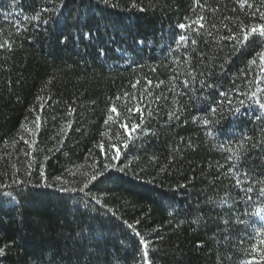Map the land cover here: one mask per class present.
I'll return each mask as SVG.
<instances>
[{
    "label": "trees",
    "instance_id": "obj_1",
    "mask_svg": "<svg viewBox=\"0 0 264 264\" xmlns=\"http://www.w3.org/2000/svg\"><path fill=\"white\" fill-rule=\"evenodd\" d=\"M262 13L0 0V264H142L141 241L155 264H264V109L249 99L264 100V37L227 38Z\"/></svg>",
    "mask_w": 264,
    "mask_h": 264
},
{
    "label": "snow or ice",
    "instance_id": "obj_2",
    "mask_svg": "<svg viewBox=\"0 0 264 264\" xmlns=\"http://www.w3.org/2000/svg\"><path fill=\"white\" fill-rule=\"evenodd\" d=\"M82 4H83V0H81ZM104 3H107V0H104ZM91 4V0H89V6ZM135 6V5H133ZM251 6V5H250ZM48 9L47 8H42L40 9L39 12H36L34 14V19H36L38 21V23H44V24H47L48 23V20L44 19L42 20L41 17H40V13L41 12H44V11H47ZM141 11H143V9H141ZM61 15H62V12H61ZM262 18H264V13H262ZM203 20V17H200L198 21H196L195 23L199 24L200 27H203V24L200 23V21ZM178 27L183 31L185 30L186 28H188L189 26L188 25H185V24H180L178 25ZM242 32V36H236V35H233V36H229L227 37L228 39H231V40H235L237 41L238 43H247L250 39V36L252 35H256L258 34L259 36L261 37H264V25H261L259 27H251L249 30L247 31H244L243 29L241 30ZM81 37L83 39H93V32H92V29H88V31L86 32H80L77 36L73 37V41H79L81 39ZM56 42L59 44V45H62V46H67L68 43H69V39L70 37L65 35V36H62V37H56ZM187 40V37L184 36V35H180L178 38H177V43L179 42H186ZM140 43L142 44L143 41H140ZM195 40H193V44H195ZM98 52H99V55L100 56H106L107 53H106V50L101 47L98 49ZM259 56H260V59L262 61H264V52H261L259 53ZM253 63H255V61H253ZM184 86L185 88H187L189 86V82L188 81H185L184 82ZM208 87H211V85H206ZM221 96H223L225 99H227V93H220ZM249 99H252L255 101V103L261 108V109H264V100H261L259 98L256 97V94L253 93L252 96L249 97ZM217 107H210L208 109V111L211 113L212 116H216L220 111H221V108L223 106L222 104V101H217ZM241 103H243V101H241ZM111 111L113 113H117V109L115 107H113L111 109ZM129 111H133L132 109H130ZM135 112L137 113H142L143 112V109H141L140 107H136L134 109ZM238 111V110H237ZM117 115H119L117 113ZM39 119V118H38ZM141 119H143V116H141ZM215 121H213L214 123ZM204 126L205 127H208L209 126V121L206 119L204 120ZM124 130L126 132L129 133V137H131V134L136 132L137 129L140 127L139 125H132L131 126V131H129V125L128 124H122L121 125ZM115 147V146H113ZM125 147H127V145H125ZM240 147L242 148L243 147V144L240 145ZM101 151H103V145H101ZM229 151H231V149H229ZM116 157L118 158L119 157V151L116 152ZM108 166L105 165V168H107ZM97 179V176H93L92 177V180L95 181ZM88 188V184H85L81 189H80V192H84L85 189ZM251 189H249L250 191ZM261 194H264V188L261 189ZM9 199H14V197H11L9 196ZM96 203H99V201L97 200ZM89 229H90V226H89ZM137 235H139V233H136ZM141 245H142V255H141V261H142V264H155L154 260L150 257V249H149V245L147 244L146 241H141ZM5 254V248L4 247H0V256H3ZM42 256H43V250H42V253H41V259H42Z\"/></svg>",
    "mask_w": 264,
    "mask_h": 264
}]
</instances>
